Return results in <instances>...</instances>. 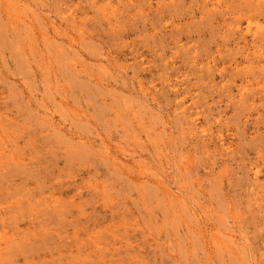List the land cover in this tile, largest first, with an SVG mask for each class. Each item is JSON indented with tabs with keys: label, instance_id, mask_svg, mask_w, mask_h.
<instances>
[{
	"label": "rangeland",
	"instance_id": "1",
	"mask_svg": "<svg viewBox=\"0 0 264 264\" xmlns=\"http://www.w3.org/2000/svg\"><path fill=\"white\" fill-rule=\"evenodd\" d=\"M0 264H264V0H0Z\"/></svg>",
	"mask_w": 264,
	"mask_h": 264
}]
</instances>
